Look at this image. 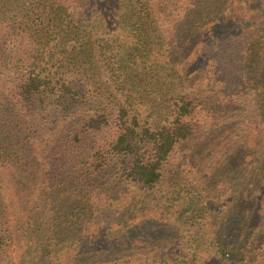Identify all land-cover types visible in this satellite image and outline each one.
<instances>
[{"label": "trees", "instance_id": "1", "mask_svg": "<svg viewBox=\"0 0 264 264\" xmlns=\"http://www.w3.org/2000/svg\"><path fill=\"white\" fill-rule=\"evenodd\" d=\"M0 264H264V0H0Z\"/></svg>", "mask_w": 264, "mask_h": 264}]
</instances>
